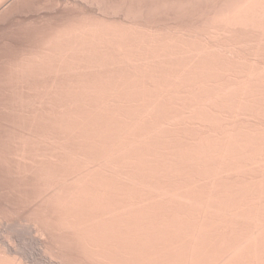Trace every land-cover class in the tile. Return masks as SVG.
<instances>
[{
    "label": "bare ground",
    "instance_id": "obj_1",
    "mask_svg": "<svg viewBox=\"0 0 264 264\" xmlns=\"http://www.w3.org/2000/svg\"><path fill=\"white\" fill-rule=\"evenodd\" d=\"M170 6L196 22L68 15L0 80L2 192L30 191L46 264H264V0ZM11 236L0 264H30Z\"/></svg>",
    "mask_w": 264,
    "mask_h": 264
},
{
    "label": "rangeland",
    "instance_id": "obj_2",
    "mask_svg": "<svg viewBox=\"0 0 264 264\" xmlns=\"http://www.w3.org/2000/svg\"><path fill=\"white\" fill-rule=\"evenodd\" d=\"M50 1V2H49ZM68 1V2H67ZM75 1V2H74ZM77 1V2H76ZM81 1H83V0H80V1H78V0H20V1H17V2H15L12 6H11V4H12V2H14V0L13 1H11L10 3H9V6L8 5H6V10H5V8H4V12H1L0 13V80L1 79H6L7 78V76H9L8 74H9V72H10V70H9V63H12V62H14L15 60H16V58H17V56H18V54H19V52L23 49V48H26L28 45H30L31 44V41L33 40V37H34V33L36 32V31H38V32H40V33H44V34H47L50 30H51V25L52 24H61V22H63L64 20L63 19H66V18H68V17H72V15L75 17V16H80V15H82V14H85V13H87L88 15H90V16H92V17H108V19H110V18H113L112 20H121V18L122 19H124V17L125 16H122V15H128V13H126V11H127V9H129V10H131V9H133V11H130L129 12V10H128V12L130 13V17L132 18L134 15H135V13H136V11H135V13H134V10H138L139 8H142V10H139V12H137V14H140V15H144L145 13L147 14L148 13V10L150 11L148 14H149V16H150V13L152 14V12L155 14H157V16L156 15H152L153 16V19H152V16H150L151 17V19L149 18V17H147V15L145 14L144 15V17H146V19L149 21V22H151L152 21V23H156L157 25H163V23H164V25H165V23L166 22H168V20H169V24L171 25V24H175V25H181V23H183V25H186V24H188V23H192V22H196V13H202L201 11H202V9H203V12L205 13V11H207L204 15H206L208 12H209V10H210V5H208L205 1V4H207V6L204 4L203 5V2H199L198 3V5L196 6V4L194 5L195 7H193V5H191V7H193V9L194 10H196L195 12H194V10L192 9V10H190V5L188 6V8H187V10H186V8H184V9H181V11H180V9H178V8H176L175 9V12H173L174 11V7H172V6H170L171 5V3H176V2H178V0H174V2H171V1H173V0H163V6H162V1L161 0H156V1H154V0H151V1H153V3H156L157 1H160V3L158 4V2H157V4H158V6H159V8H161V14L159 13L160 11H159V8H157V10H158V12L156 11V10H154L153 11V8L155 9V6H157V5H153V3L152 2H150L149 0H148V2H147V0H103L102 2L103 3H96V1L94 0V2L96 3H94L93 2V0H92V2H91V0H84L83 2L86 4V6H85V4L84 3H82ZM87 1H89L90 3H87ZM101 1V0H100ZM125 3H124V2ZM134 1V2H133ZM139 1H140V3H139ZM167 1V2H166ZM179 1H181V0H179ZM188 1V0H187ZM186 0L184 1V0H182V2H187ZM43 2H45V3H43ZM55 2V3H54ZM71 2V3H70ZM80 2V3H79ZM97 2H99L98 0H97ZM128 3V6H130L129 8H127L128 6H127V3ZM132 4H131V3ZM141 2H142V5H141ZM169 2V3H168ZM19 3V4H18ZM48 3H49V5H48ZM61 3V4H60ZM77 3V4H76ZM104 3H106V7H104ZM168 3V5H169V7H171L172 9H170V10H173V11H170L169 12V9L167 10L168 11V13L167 12H165L164 13V11L167 9V8H169L166 4ZM18 4V5H17ZM28 4V5H27ZM32 4V5H31ZM59 4V5H58ZM63 4V5H62ZM80 4V5H79ZM83 4H84V6H83ZM92 4H93V6H92ZM108 4V5H107ZM121 5L122 7H123V4H124V7L122 8L121 6H118V5ZM38 5H39V7H38ZM76 5V6H75ZM102 5V6H101ZM144 5V6H143ZM166 5V6H165ZM188 5V4H187ZM201 5H202V7H201ZM8 6V7H7ZM15 6V7H14ZM27 6V7H26ZM29 6V7H28ZM35 6V7H34ZM37 6V7H36ZM42 6V10L40 9V7ZM88 6H90V7H88ZM102 8H101V7ZM138 6H140L139 8H138ZM201 8H199V7ZM203 6H205V7H203ZM48 7V8H47ZM97 7H99V8H97ZM104 7V8H103ZM116 8V7H119L116 11H120L121 9L120 8H122V10H121V12H115V13H113L114 15L116 14H120L122 17H119L120 15L118 14L117 16L119 17V18H117V17H112V16H114V15H112V12H114V8ZM126 7V8H125ZM132 7V8H131ZM162 7H166V9H162ZM207 7V8H206ZM44 8V9H43ZM49 8H51L50 10H49ZM106 8H107V10H106ZM109 8V9H108ZM112 8V9H111ZM131 8V9H130ZM144 8H145V10H144ZM151 8H152V10H151ZM198 8V9H197ZM9 9V10H8ZM22 9V10H21ZM26 9V10H25ZM28 9H29V11H28ZM48 9V10H47ZM105 9V10H104ZM111 9V10H110ZM120 9V10H119ZM178 9V10H177ZM206 9V10H205ZM12 10V11H11ZM21 12H20V11ZM40 10V11H39ZM45 10V11H44ZM110 10V11H109ZM163 10V11H162ZM177 10V11H176ZM197 10H199V11H197ZM201 10V11H200ZM47 11H49V12H47ZM53 11V12H52ZM54 11H56L55 13H54ZM83 11V12H82ZM97 11V12H96ZM105 11H106V13H105ZM111 12V14L109 13V12ZM140 11H142V14H141V12ZM143 11H144V13H143ZM179 11V12H178ZM187 11H189V12H187ZM190 11H192V14H191V12ZM50 12H51V15H50ZM74 12V13H73ZM80 12V13H79ZM98 12H100L101 14H99ZM107 12L109 13V14H107ZM125 14H124V13ZM3 13V14H2ZM12 13V14H11ZM15 13V14H14ZM19 13V14H18ZM29 13L31 14V15H29ZM79 13V14H78ZM82 13V14H81ZM90 13V14H89ZM95 13V14H94ZM107 15H105V14ZM133 13V14H132ZM170 13V14H169ZM176 13H178L179 15H177ZM181 13H184L183 15L181 14ZM186 13H187V15H186ZM193 13H195V14H193ZM38 14V15H37ZM61 14V15H60ZM65 14V15H64ZM99 14V15H98ZM105 16H104V15ZM131 14H132V16H131ZM163 14V15H162ZM164 14H165V16H164ZM172 14V15H171ZM188 14H191V15H188ZM4 15V16H3ZM21 15V16H20ZM69 15V16H68ZM108 15H112V16H108ZM115 15V16H116ZM140 15H136V16H140ZM143 15H142V17H143ZM161 17H160V16ZM166 15H167V17H166ZM176 15H177V17H176ZM182 15V16H181ZM195 15V16H194ZM61 16H63V17H61ZM68 16V17H67ZM154 16H155V18H154ZM186 16H187V18H186ZM189 16V17H188ZM190 16H193V17H190ZM22 17V18H21ZM61 17V18H60ZM157 17V18H156ZM159 17V18H158ZM173 17V18H172ZM175 17H176V19H175ZM183 17H185V19L183 18ZM205 17V16H204ZM37 18V19H36ZM59 18V19H58ZM117 18V19H116ZM141 18V17H140ZM162 18V19H161ZM168 18V19H167ZM171 18V19H170ZM180 18L181 19H183V20H180ZM191 18V19H190ZM192 18H193V20H192ZM3 21H2V20ZM32 19V20H31ZM39 19V20H38ZM144 20H145V18H143ZM142 18H141V20H143ZM156 19V20H155ZM175 19V20H174ZM179 19V20H178ZM187 19H189V20H187ZM13 20V21H12ZM111 20V19H110ZM147 20H145V21H147ZM154 20V21H153ZM176 20H178V22L176 21ZM165 21V22H164ZM172 21L173 22H175V23H172ZM181 21V22H180ZM192 21V22H191ZM34 22V23H33ZM23 23V24H22ZM27 23V24H26ZM161 23V24H160ZM168 23H166V24H168ZM4 24H5V26H4ZM39 24V25H38ZM13 26V27H12ZM7 30V31H6ZM4 31V32H3ZM13 31V32H12ZM3 34V35H2ZM2 36V37H1ZM5 63V64H4ZM6 68H8V69H6ZM5 70V71H4ZM6 74V75H5ZM4 76V77H3ZM0 121H4V120H0ZM8 121H13V120H8ZM43 123H46V122H43ZM43 123H42V125L40 124V129L43 127H45V124L43 125ZM0 135L3 133V128H2V126H1V124H0ZM11 167V166H10ZM2 180L0 179V212H2V213H5V211H4V209L6 208V204H8V205H10V206H12L13 207V211H11V213H10V215H8V218L6 219V220H3V221H1V223H0V231H1V235H0V245H1V247H3L2 246V243H4L5 241H4V238H3V236H7L9 233H12V240H11V242L10 243H8L7 244V246H10V244L12 245V247H13V253H11V255H12V257L14 256V257H16L17 256V253L19 252L20 253V249L19 248H17L16 246H18V247H20V245H21V247L20 248H22L21 250H22V252L20 253V256L18 255V257L17 258H23V257H29L28 259H30L29 261H31V262H29L30 264L32 263V261H33V264H35V261H36V263L38 264L39 262L41 263V261H42V263L41 264H46V255H45V253H44V248L42 249V247H43V245L46 243V240H47V238L46 237H44V239H43V237L41 236V235H39L40 237H42V239H40V237L38 236V233H36V231H35V229H33L32 230V228L31 227H33L28 221H26V219L25 218H27V216H28V212H29V210L31 209V207L30 206H27V204H26V199L28 198V196H29V194H30V191L27 193V195H23V194H18V191L16 190V188H15V185H14V183H13V181L12 180H5L4 181V183L6 184V190H5V192H2L3 190H4V188L2 187V182H1ZM6 221V222H5ZM15 221H16V223H15ZM26 222V223H25ZM24 224V225H23ZM27 224V225H26ZM16 225V226H15ZM20 225H22V226H20ZM31 227H30V226ZM19 226V227H18ZM26 226V227H25ZM27 226H28V228H27ZM5 227V228H4ZM13 227H15L14 228V230H12V228ZM16 227H18V228H16ZM21 227H23V228H21ZM27 229V231H24L25 230V228ZM4 228V229H3ZM21 228V229H20ZM32 230V232H30L31 230ZM8 229V230H7ZM3 230V231H2ZM7 232H6V231ZM11 230V231H10ZM15 230L17 231V234H16V232H15ZM21 230H22V232H21ZM29 230V231H28ZM24 231V232H23ZM6 232V233H5ZM9 232V233H8ZM15 232V233H14ZM19 232V233H18ZM29 232V233H28ZM4 233L6 234V235H4ZM26 233V234H25ZM28 233V234H27ZM19 234V235H18ZM32 234V235H31ZM36 234V235H35ZM3 235V236H2ZM25 235V236H24ZM34 235V236H33ZM2 236V237H1ZM16 236H17V238H16ZM22 238H21V237ZM37 236V237H36ZM31 237H33V238H31ZM38 237H39V239H38ZM15 238V239H14ZM19 238H21V239H19ZM2 239V240H1ZM19 239V240H18ZM26 239V240H25ZM32 239V240H31ZM28 240H29V242H28ZM36 240V241H35ZM38 240V241H37ZM39 240H40V242H39ZM14 241V242H13ZM17 241H18V243H17ZM19 241H22V244H20L21 242H19ZM23 241H27L26 243H27V245H26V243H24L23 244ZM30 241H31V244H30ZM43 241V242H42ZM13 242V243H12ZM34 242V243H33ZM39 242V243H38ZM4 244H6V242L4 243ZM14 244V245H13ZM28 244H30V245H28ZM38 244V245H37ZM39 244H41V245H39ZM24 245H26L27 247H25ZM6 246V245H5ZM15 246V247H14ZM23 246V247H22ZM30 246H32V247H30ZM38 246V247H37ZM41 246V247H40ZM25 247V248H24ZM30 247V248H29ZM40 247V248H39ZM28 248V249H27ZM18 250L19 249V251H16V250ZM25 249H26V251L27 250H29V251H27V253L25 254ZM35 249H36V251H35ZM41 249V250H40ZM33 250V251H32ZM38 250V251H37ZM15 251H16V253H15ZM24 251V252H23ZM31 252V253H30ZM33 252V253H32ZM37 252H39V253H37ZM18 253V254H19ZM23 253H24V255H23ZM42 253V254H41ZM21 254H22V256H21ZM29 254H32V255H30L29 256ZM39 254V255H38ZM33 255H35V256H33ZM32 256V257H31ZM40 256V257H39ZM32 258V260H31V258ZM43 257V258H42ZM25 258H23L24 260H25ZM26 258V260L25 261H27L28 259ZM39 258H41V259H44L45 261H43V260H41V259H39ZM35 259V260H34ZM38 259V260H37ZM40 260V261H39Z\"/></svg>",
    "mask_w": 264,
    "mask_h": 264
}]
</instances>
